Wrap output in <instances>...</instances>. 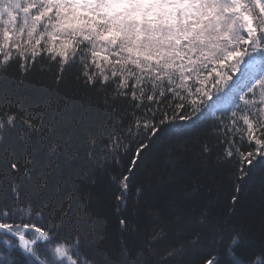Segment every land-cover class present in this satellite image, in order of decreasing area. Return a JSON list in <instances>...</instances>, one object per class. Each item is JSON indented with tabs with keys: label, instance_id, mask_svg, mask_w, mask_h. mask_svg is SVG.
<instances>
[{
	"label": "snow or ice",
	"instance_id": "obj_1",
	"mask_svg": "<svg viewBox=\"0 0 264 264\" xmlns=\"http://www.w3.org/2000/svg\"><path fill=\"white\" fill-rule=\"evenodd\" d=\"M42 52L55 62L57 84L79 68L81 83L101 90L103 110L115 122L107 126L114 127L107 142L99 140L105 159L119 164L131 153L125 171L112 177L119 185L116 211L123 233L135 231L134 219L125 214L128 193L132 174L152 139L161 132L181 134L183 129L169 127L181 121L203 125L201 117L210 108L221 113L217 123L227 128L221 159L235 165L232 205L238 203L246 180L264 188V0H0V90L8 96L0 106V168L12 175L11 191L5 178L2 192L11 206L5 204L0 211V233L8 246L0 252L3 264H96L91 254L95 218L88 221L91 231L82 240L80 224L74 222L79 213L74 218L70 209L56 214L52 208L47 215L36 211L34 220L27 219L33 206L29 202L25 209L21 203L18 181L31 179L36 136L48 130V108L33 122L25 115L24 99L17 95ZM12 62L21 72L15 86L8 74ZM235 74L242 77L234 93L241 103L228 95ZM117 99H126L131 106L119 117ZM66 108L73 124L84 126L90 118L87 111L83 118L74 116L72 101ZM126 118H130L127 124ZM241 122L243 129L238 127ZM17 139L26 145L19 160L11 154ZM88 142L89 158L99 159L94 151L97 137L89 136ZM202 150L209 154L211 147L204 144ZM50 151L58 152V146ZM135 193L134 211L143 198L142 187ZM65 227L69 232L58 236ZM13 237L23 252L19 258H14L19 254L13 251ZM239 239L234 236L231 244ZM191 243L198 245L199 236ZM121 245L118 264H155L151 242L135 252L126 238ZM228 252L236 264H243L231 247ZM260 261L256 256L255 264ZM202 264H220L218 249L207 252Z\"/></svg>",
	"mask_w": 264,
	"mask_h": 264
},
{
	"label": "trees",
	"instance_id": "obj_2",
	"mask_svg": "<svg viewBox=\"0 0 264 264\" xmlns=\"http://www.w3.org/2000/svg\"><path fill=\"white\" fill-rule=\"evenodd\" d=\"M37 60L39 62L31 69L17 95L18 99H24L25 115L33 122L48 108L45 117L48 130L36 136L38 150L33 152L31 179L18 181L22 205L26 209L30 202L34 209L27 219L34 220L36 211L47 215L52 208L56 214L70 209L74 218L79 213V221L74 219V222L80 224L81 239L87 240V233L91 231L88 221L95 218L96 234L91 254L96 264H118L121 241L125 238L134 252L151 242L155 264H202L204 255L217 249L220 264H236L228 252L229 247L243 264H255L258 255L261 256L259 264H264V188L259 182L246 180L243 191L238 194V203L232 205L235 165L221 159L226 147L221 140L227 135V128L217 123L219 111L208 109L201 117L205 121L203 125L181 121L169 126L183 129L181 134L161 132L152 139L132 174L128 193L125 214L134 219L135 231L123 233L116 211L119 185L112 177L125 171L131 153L123 155L117 164L112 158L105 159L101 151L99 140L107 142V133L114 130L107 126L115 123L112 114L103 110L102 92L81 83L79 68L70 70L57 84L55 62H51L45 52ZM8 74L15 86L16 78L21 75L18 63H10ZM7 98L0 90V106ZM69 101L76 106L74 116L83 118V112H88L90 118L84 126L67 119ZM215 102L214 99L212 103ZM115 105L120 110L115 114L117 117L131 108L126 99H117ZM129 122L130 118L124 121ZM227 122L225 118L224 123ZM238 127L243 129L242 122ZM92 135L98 139L94 151L99 159L88 156L91 149L88 137ZM204 144L211 147L209 154L203 152ZM53 145L58 146V152L50 151ZM25 148V143L17 139L11 154L19 160L25 155ZM5 178L10 192V170L0 168V211L5 204L11 206V200L4 199L2 194ZM137 187H142L144 195L134 211ZM68 232L67 227L62 228L58 236ZM236 235L240 239L232 245L231 239ZM196 236H199V243L193 245L191 241ZM4 244V234L0 233V252L7 251ZM16 250L19 256L14 258L23 256L21 250ZM170 252L172 255H168Z\"/></svg>",
	"mask_w": 264,
	"mask_h": 264
},
{
	"label": "rangeland",
	"instance_id": "obj_3",
	"mask_svg": "<svg viewBox=\"0 0 264 264\" xmlns=\"http://www.w3.org/2000/svg\"><path fill=\"white\" fill-rule=\"evenodd\" d=\"M245 67H247V65H245ZM236 76V74L234 75V77ZM241 77V76H240ZM12 239H14V238H12ZM5 245V244H4ZM6 246V248H7V250H8V246L7 245H5ZM16 249H19V247H18V243H16L15 242V244L13 245V251H18V250H16ZM20 250V249H19Z\"/></svg>",
	"mask_w": 264,
	"mask_h": 264
},
{
	"label": "water",
	"instance_id": "obj_4",
	"mask_svg": "<svg viewBox=\"0 0 264 264\" xmlns=\"http://www.w3.org/2000/svg\"><path fill=\"white\" fill-rule=\"evenodd\" d=\"M13 238H15V237H13ZM16 239V238H15Z\"/></svg>",
	"mask_w": 264,
	"mask_h": 264
}]
</instances>
